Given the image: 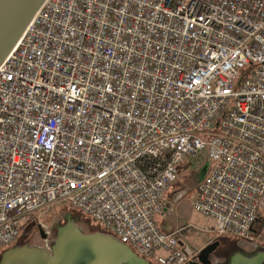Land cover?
<instances>
[{
	"label": "built area",
	"instance_id": "1",
	"mask_svg": "<svg viewBox=\"0 0 264 264\" xmlns=\"http://www.w3.org/2000/svg\"><path fill=\"white\" fill-rule=\"evenodd\" d=\"M202 150L192 211L254 242L264 0H44L0 65V249L64 203L144 259L191 264L155 217Z\"/></svg>",
	"mask_w": 264,
	"mask_h": 264
},
{
	"label": "rangeland",
	"instance_id": "2",
	"mask_svg": "<svg viewBox=\"0 0 264 264\" xmlns=\"http://www.w3.org/2000/svg\"><path fill=\"white\" fill-rule=\"evenodd\" d=\"M200 137L204 140L207 139L203 135ZM207 163L206 150L200 151L195 157H187L185 161L178 166V177L165 194V198L171 202L178 199V205L183 209L184 219L187 223H181V225L178 226L177 230L179 232V239L181 243L187 245L196 255H198L199 251L205 247V244L208 241L218 240L220 243L219 249L225 244H233L235 240L240 241L231 236L223 237L224 239L216 237V235L211 232L212 226L210 221L194 213L190 207L191 202L195 197L194 195L196 194L197 186L206 173ZM173 212V207H169L163 217L168 219L173 216ZM260 213L259 221L254 224V231L257 237L254 242L258 241L260 243L259 245L264 248V211H261ZM163 217L161 215L155 217V222L159 229H161L160 224ZM38 226H41L42 230L45 233H48V239L46 241L39 238L37 233ZM61 230H65L62 234L63 236H67L64 238V240H66L63 244V246L65 245L64 249L62 244L59 243V240L61 239ZM73 230H75L78 235L79 233L85 235L96 231L108 234L101 223L95 222L87 215L78 210L72 209L67 204L57 203L48 208L37 210L29 214L23 224L19 236L11 245L2 247L0 249V254L9 247L23 245V247L32 246L39 249V251L43 252L46 258H48L47 256H54L57 247V254L59 253L58 262H62L60 260V253L63 251L70 253V251L73 252L74 250L75 252L82 253L84 252V248L87 247V249H89V247L96 246L95 243H87L88 240L84 238H71L74 237L75 234ZM110 235L114 237L111 233ZM260 237L262 240H259ZM69 246H71V249H69ZM77 248L79 250H76ZM96 251L97 250L94 251V254L90 253V255L95 256ZM100 251L101 250L97 251V253L99 254ZM1 258L2 256H0V261ZM66 259L68 260V258H65V260ZM149 260L152 261L151 264H156L152 259Z\"/></svg>",
	"mask_w": 264,
	"mask_h": 264
},
{
	"label": "crops",
	"instance_id": "3",
	"mask_svg": "<svg viewBox=\"0 0 264 264\" xmlns=\"http://www.w3.org/2000/svg\"><path fill=\"white\" fill-rule=\"evenodd\" d=\"M163 204L165 209H169V207H173L174 212H173V216H171L168 219H165L163 217L164 214L161 215L163 217V220L160 224L161 227L160 230L164 233L177 232V236L179 237V232L177 230L178 226H180L181 223L187 224L184 219L183 209L180 207V205H178V199L171 202L170 200H167L164 196ZM65 237L67 236H63L61 242L63 249L65 247V245L63 246V244L66 242V240H64ZM71 238L73 239L84 238L88 240L87 243L90 244L95 243L96 246L89 247V249H87L86 247L84 248V252L82 253L75 252L74 250L73 252L70 251V253L63 251L61 253V256H63V258L68 256L67 257L68 260L67 259L65 260L64 258L62 259V262H58L57 259L55 264H151L152 263V261H150L149 259H144L140 257L129 246L122 244L115 237H112L109 232L108 234H106L105 232L96 231L94 233H87L85 235L79 233V235L74 234V237ZM221 239L224 238L221 237ZM259 240H262V238L260 237ZM216 241L218 242V240L208 241L205 244V246L207 244ZM257 242L248 244L241 240L240 241L235 240L233 244H229V243L225 244L220 249H219L220 243L218 242L219 244L217 248L219 250H222V253L220 255L212 257L213 260L212 264H264V251H262L264 250V248L259 245L260 244L259 242L258 243ZM78 248L76 250H79ZM69 249H71V246H69ZM95 250L97 251L101 250V251L99 254L96 251L95 256L90 255V253L94 254ZM37 253H43V252H40L38 249L32 246L23 247V245L21 246L16 245L13 247H9L1 252L0 256H2V258L0 264H26L25 262L27 260L30 261V258H33L34 256L36 257L33 259V261L35 262V259L39 258V257L37 258V256H39ZM39 264H52V263L47 262L42 258H40Z\"/></svg>",
	"mask_w": 264,
	"mask_h": 264
},
{
	"label": "water",
	"instance_id": "4",
	"mask_svg": "<svg viewBox=\"0 0 264 264\" xmlns=\"http://www.w3.org/2000/svg\"><path fill=\"white\" fill-rule=\"evenodd\" d=\"M44 0H0V65L3 63L6 56L10 51L15 47L22 34L24 33L26 27L33 19L37 10L40 8ZM41 238L44 239L45 235L41 226H38ZM218 242H212L202 248L198 255L197 261L192 262L191 264H212L211 254L216 250ZM38 259L33 261V258H30V261H26L28 264H39L40 258L43 260L55 264L59 253L54 260V256H46L44 253H37ZM55 254V253H54ZM61 255V253H60ZM43 256V257H42ZM67 258V257H64ZM61 256L60 260L64 259ZM54 260V262H52ZM59 261V260H58Z\"/></svg>",
	"mask_w": 264,
	"mask_h": 264
},
{
	"label": "flooded vegetation",
	"instance_id": "5",
	"mask_svg": "<svg viewBox=\"0 0 264 264\" xmlns=\"http://www.w3.org/2000/svg\"><path fill=\"white\" fill-rule=\"evenodd\" d=\"M37 233H38L39 238H41V234H40V232H39V229H38ZM43 234L45 235V238H44L43 240L46 241V240L48 239V237H47L48 233H45V232L43 231ZM41 239H42V238H41ZM38 250H39V249H38ZM221 253H222V250H219V249L217 248V250L211 254V257H210L211 260H212V257H213V256L220 255ZM196 261H197V256H196V258L193 260V262H196ZM212 263H213V260H212Z\"/></svg>",
	"mask_w": 264,
	"mask_h": 264
},
{
	"label": "bare ground",
	"instance_id": "6",
	"mask_svg": "<svg viewBox=\"0 0 264 264\" xmlns=\"http://www.w3.org/2000/svg\"><path fill=\"white\" fill-rule=\"evenodd\" d=\"M64 231H65V230H61V231H60V234H61V235H60V238H61V239L59 240V243L62 242V238H63V234H62V233H63ZM73 231L75 232V234H77L75 230H73ZM54 255H55V256H54V260H55V259H56V256H57V247H56V249H55V254H54ZM54 260H53L52 262H54Z\"/></svg>",
	"mask_w": 264,
	"mask_h": 264
},
{
	"label": "trees",
	"instance_id": "7",
	"mask_svg": "<svg viewBox=\"0 0 264 264\" xmlns=\"http://www.w3.org/2000/svg\"><path fill=\"white\" fill-rule=\"evenodd\" d=\"M261 213H259V216H260ZM259 216H258V221H259Z\"/></svg>",
	"mask_w": 264,
	"mask_h": 264
}]
</instances>
